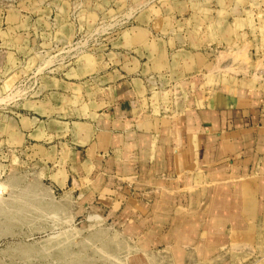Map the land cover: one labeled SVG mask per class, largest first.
Wrapping results in <instances>:
<instances>
[{
    "label": "crops",
    "instance_id": "obj_1",
    "mask_svg": "<svg viewBox=\"0 0 264 264\" xmlns=\"http://www.w3.org/2000/svg\"><path fill=\"white\" fill-rule=\"evenodd\" d=\"M73 1L34 0L32 18L6 11L0 91L45 60L37 51L70 41ZM239 1L235 21L255 14L264 30V0ZM229 2L82 0L83 32L125 6L132 22L90 60L43 69L33 97L0 110V148L31 151L52 189L97 208L130 261L264 264V85L214 81L211 64L200 80L207 58L192 51L210 50L217 29L232 43V26L216 20ZM163 70L153 87L148 75Z\"/></svg>",
    "mask_w": 264,
    "mask_h": 264
},
{
    "label": "rangeland",
    "instance_id": "obj_2",
    "mask_svg": "<svg viewBox=\"0 0 264 264\" xmlns=\"http://www.w3.org/2000/svg\"><path fill=\"white\" fill-rule=\"evenodd\" d=\"M33 1L0 0L2 24L9 8L14 13L26 9L29 12L24 15L32 18ZM81 1L74 0L67 14L68 22L74 26L73 37L67 43L54 45L48 54L44 50L37 51L44 55L41 60H45L26 69L28 71L19 75L9 89L0 91V110L12 102L33 97L36 86L46 83L47 78L42 79L43 69L75 67L78 56L90 60L91 56L85 52L95 53L96 47H103L106 36L132 22V9L125 6L99 19L87 33L83 32L79 29L78 16ZM217 5L223 6V3L217 2ZM226 5L228 9L232 7L233 12L218 13L216 20L223 19L232 26V43L220 40L217 29V33L212 31L217 39L210 50L193 49L207 58L205 68L197 77L204 79L203 72L206 73L211 64L215 65L214 81L223 76L232 78L245 89L261 88L264 85V56L261 55L264 52V30L258 26L255 14L248 17L247 23L246 19L242 24L235 21L237 16L244 15L235 13L234 8L245 5L240 6L239 0ZM252 6L257 9L256 2ZM6 22L0 28L6 26ZM166 75L163 70L151 73L147 78L153 87H159L161 77L166 78ZM34 160L37 159L32 157L31 151L20 153L0 148V264H145L143 255L141 261L139 258L130 261V254L124 251L128 243L115 233L109 221L97 214V208H82L74 202L71 191L52 189L46 178L47 166Z\"/></svg>",
    "mask_w": 264,
    "mask_h": 264
}]
</instances>
